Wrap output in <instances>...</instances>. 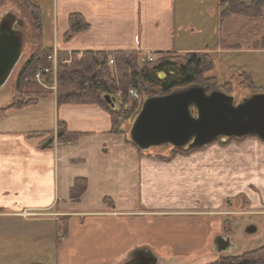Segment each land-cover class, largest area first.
Wrapping results in <instances>:
<instances>
[{
	"label": "rangeland",
	"instance_id": "rangeland-1",
	"mask_svg": "<svg viewBox=\"0 0 264 264\" xmlns=\"http://www.w3.org/2000/svg\"><path fill=\"white\" fill-rule=\"evenodd\" d=\"M41 1L48 3V0ZM241 1L244 7H251L255 0ZM260 1L264 4V0ZM218 3L219 0H176L177 22L189 24L190 35L185 39L187 48L192 52L207 51L214 62V70L205 77L214 79L215 83L210 89L203 86L206 91L220 90L233 96L234 102L238 103L251 94L264 93V49L256 45L264 32V5L257 7L255 19L251 14L248 20L229 14L222 21L219 13L226 6L219 7ZM47 10L45 5L41 19L44 37L50 38L51 31L47 28L51 18L50 15L47 18ZM29 11L17 0H0V17L12 12L23 21L20 29L23 33L22 54L0 88V107L11 102L16 74L31 54L28 43L33 30L27 20ZM220 39L238 48H233V53H219ZM146 59L145 55L140 56L139 62ZM244 74L250 76L251 84ZM133 93L137 96L133 102L124 105L127 111L121 119V129L127 134L135 118L134 103L138 107L149 96L137 91ZM119 108V102L115 100V111ZM238 151L244 152H240L245 156L241 161ZM142 155L168 162L188 157L186 159H190L194 168L191 171L195 175L191 174L195 176V184H204L206 179L207 188L190 192L192 207L183 206L175 214L81 215L70 225L63 220L66 216L37 213L6 217L0 214V264H118L117 260L125 256L119 257L125 248H129V253L135 248H147L159 258L158 264H209L219 257L239 256L264 247L263 141L253 136L221 137L197 149L181 147L177 150L164 144L142 151ZM226 158L234 160L233 164L216 165V161ZM207 163L213 165H203ZM198 175L202 180L196 182ZM104 200L111 204L108 199ZM33 218L51 222H30ZM249 225L255 226V232L245 231ZM218 236L229 237L232 247L228 251H212Z\"/></svg>",
	"mask_w": 264,
	"mask_h": 264
},
{
	"label": "crops",
	"instance_id": "crops-1",
	"mask_svg": "<svg viewBox=\"0 0 264 264\" xmlns=\"http://www.w3.org/2000/svg\"><path fill=\"white\" fill-rule=\"evenodd\" d=\"M33 1L41 15L46 5L47 18H51L47 28L50 38L44 37L41 19V45L55 49L58 55L132 51L139 57H157L192 52L185 41L190 35L189 24L177 22L176 0H48L47 4ZM72 13L80 14L89 29L67 34ZM28 44L32 53L33 44ZM218 44L219 53H233V48H238L222 39ZM58 123L82 136L75 142H58ZM243 151H238L239 161L245 157L240 153ZM186 158L168 162L140 154L124 135L112 130L109 114L98 105H58L55 94L42 97L33 105L9 109L0 115V214L66 216L68 225L81 215L175 214L183 206L193 204L190 192L207 188L206 179L204 184H195L192 162ZM216 162L227 166L234 160ZM76 178H85L87 185L80 198L73 201L70 189ZM200 180L198 175L195 181ZM30 222L51 221L33 218ZM128 249L119 254L125 256L118 262L129 255Z\"/></svg>",
	"mask_w": 264,
	"mask_h": 264
},
{
	"label": "trees",
	"instance_id": "trees-1",
	"mask_svg": "<svg viewBox=\"0 0 264 264\" xmlns=\"http://www.w3.org/2000/svg\"><path fill=\"white\" fill-rule=\"evenodd\" d=\"M17 1L24 9L30 10L27 20L29 28L33 30L29 37V42L33 44L32 53L17 73L13 98L6 107L0 108V115L9 109L33 105L39 98L55 94L58 105H98L109 114L112 130L124 135L126 141L135 147L129 140L127 132L121 129V119L124 118L125 111H127L124 105L129 101L133 102V98L137 96L133 93L134 91L155 96L191 85L205 86L209 89L214 86L215 80L205 77V74L214 70V62L207 51L186 52L183 55L165 53L158 55L153 61L144 60L142 62H139L138 53L132 51L58 55L53 81V64L47 59V56L52 53V49L44 48L41 45L40 8L33 0ZM259 1H253L251 7L249 5L244 7L245 5L243 6L241 0H219V7L226 6L225 10L219 13L220 20L223 21L229 14L247 20L250 19L251 14L252 19H255L257 7L264 5L260 4L261 1ZM68 27L67 34H72L89 29V24L80 14L72 13L68 17ZM259 39L256 45L264 49V32ZM62 59L69 61L63 63ZM109 59L113 60V64H109ZM39 69L48 70L42 75L44 86L34 81V75ZM160 72L165 74L163 79L158 78ZM244 75L247 77L248 83L251 84L250 76ZM53 85L55 86L54 92L51 89ZM105 94L119 102L118 111H115V108L112 109L104 101L103 95ZM140 106L137 107V103H134V116L139 112ZM191 111L195 115V108L192 107ZM56 132L57 141L61 143L75 142L82 136L81 133L69 132L65 128H61V123H58ZM175 149L180 150L181 148ZM136 150L142 154L141 150L137 148ZM86 185L85 178H76L70 189V199L77 201L84 192ZM63 220L66 221L67 225L69 217H64ZM209 264H264V247L239 256L219 257Z\"/></svg>",
	"mask_w": 264,
	"mask_h": 264
},
{
	"label": "water",
	"instance_id": "water-1",
	"mask_svg": "<svg viewBox=\"0 0 264 264\" xmlns=\"http://www.w3.org/2000/svg\"><path fill=\"white\" fill-rule=\"evenodd\" d=\"M22 26V19L15 13L7 12L0 17V88L21 57ZM164 77L163 72L158 73L159 79ZM103 99L115 108L114 98L105 94ZM250 136L264 142V93L251 94L235 103L233 96L220 90L207 92L200 85L146 97L128 131L129 140L141 151L164 144L200 148L221 137ZM255 230V226L249 225L245 231L253 233ZM231 247L229 237L218 236L212 251H228ZM141 250L134 249L131 255ZM141 259L148 264L144 255Z\"/></svg>",
	"mask_w": 264,
	"mask_h": 264
},
{
	"label": "built area",
	"instance_id": "built-area-1",
	"mask_svg": "<svg viewBox=\"0 0 264 264\" xmlns=\"http://www.w3.org/2000/svg\"><path fill=\"white\" fill-rule=\"evenodd\" d=\"M57 56H58V52L55 49H53L52 53L47 56V59L50 60L52 62V64H53V72H54L53 73V81H54V75H55V66H56V62H57ZM146 58H147L146 60H148V61H153L154 60V57L151 56V55L146 57ZM61 61L64 63V62H68L69 60L68 59H62ZM108 62H109V64H113V60L112 59H109ZM47 72H48V70H46V69H39L34 75V81H36L40 85L44 86L45 84H44V79H43L42 75L47 73ZM51 89L55 90V86L53 85L51 87ZM22 215L30 216V215H33V213L23 212Z\"/></svg>",
	"mask_w": 264,
	"mask_h": 264
},
{
	"label": "flooded vegetation",
	"instance_id": "flooded-vegetation-1",
	"mask_svg": "<svg viewBox=\"0 0 264 264\" xmlns=\"http://www.w3.org/2000/svg\"><path fill=\"white\" fill-rule=\"evenodd\" d=\"M142 255H144L146 257L148 264H158V262H159V258L156 257L151 252V250L142 248V250L140 252L133 253L132 255H131V253H129V255L127 257H125L124 260L118 264H144L145 262L142 261V259H141ZM153 257H155L156 259H154L152 261Z\"/></svg>",
	"mask_w": 264,
	"mask_h": 264
}]
</instances>
